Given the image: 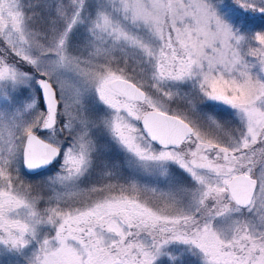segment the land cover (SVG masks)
Here are the masks:
<instances>
[{
  "label": "snow or ice",
  "instance_id": "6c2138e0",
  "mask_svg": "<svg viewBox=\"0 0 264 264\" xmlns=\"http://www.w3.org/2000/svg\"><path fill=\"white\" fill-rule=\"evenodd\" d=\"M0 264H264V0H0Z\"/></svg>",
  "mask_w": 264,
  "mask_h": 264
},
{
  "label": "rangeland",
  "instance_id": "374dc122",
  "mask_svg": "<svg viewBox=\"0 0 264 264\" xmlns=\"http://www.w3.org/2000/svg\"><path fill=\"white\" fill-rule=\"evenodd\" d=\"M73 87H74V82L70 78L69 81H68L69 92L72 91ZM224 114L225 113H221V115H224ZM119 159L122 162V157L119 158ZM55 171H57L56 167L55 166H51L49 169L43 171L39 175H29V174H27L25 172H22V176L27 182H31L32 184H38V183L42 182L43 180H45L48 176L54 174ZM95 196H96V194H92V198H95ZM142 198L150 199L148 196L143 195V194H142ZM81 199H83V198H81Z\"/></svg>",
  "mask_w": 264,
  "mask_h": 264
},
{
  "label": "water",
  "instance_id": "95a60500",
  "mask_svg": "<svg viewBox=\"0 0 264 264\" xmlns=\"http://www.w3.org/2000/svg\"><path fill=\"white\" fill-rule=\"evenodd\" d=\"M43 171H45V170H40V173H42ZM27 174H29V175H37V174H34V173H27Z\"/></svg>",
  "mask_w": 264,
  "mask_h": 264
}]
</instances>
